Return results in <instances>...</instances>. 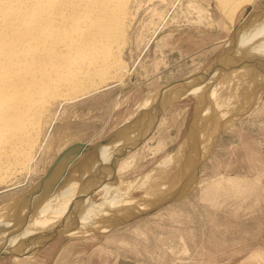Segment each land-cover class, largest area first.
<instances>
[{
  "label": "rangeland",
  "instance_id": "obj_1",
  "mask_svg": "<svg viewBox=\"0 0 264 264\" xmlns=\"http://www.w3.org/2000/svg\"><path fill=\"white\" fill-rule=\"evenodd\" d=\"M150 1L132 0L116 77L49 103L27 169L0 183V264H264V74L238 54L263 53L264 0L231 20L215 0ZM74 181L78 201L35 222ZM117 197L131 210L84 231Z\"/></svg>",
  "mask_w": 264,
  "mask_h": 264
},
{
  "label": "bare ground",
  "instance_id": "obj_2",
  "mask_svg": "<svg viewBox=\"0 0 264 264\" xmlns=\"http://www.w3.org/2000/svg\"><path fill=\"white\" fill-rule=\"evenodd\" d=\"M215 1L222 13L231 20L237 7L251 0ZM131 15L132 0H0V183L14 178L20 170L27 169L39 142L43 112L49 103L56 98L75 97L116 77L124 66L121 65L120 53L126 44L127 33L134 18ZM259 15L261 16L252 23L264 18L262 10ZM253 41L254 38L251 42ZM262 51L261 54L249 55L240 50L238 54L248 55L240 58L248 63L246 65L243 62L246 68L258 65L259 74L263 75L264 49ZM236 61L240 60L236 58L234 62ZM177 92H172L166 101H171ZM147 103H143L139 111ZM143 110V113L146 112ZM143 113L137 114L138 117ZM129 128L131 126L127 130ZM172 163V159L165 161L163 168L156 171L157 177L153 173L147 177L149 182L161 178L156 186L140 182L139 189L144 192V199H134L140 208L145 209L148 202L158 198L160 184H164L171 176L167 175L165 179L162 174ZM189 163L186 160L182 167ZM123 166L120 165L119 170L124 169ZM108 178L98 187L103 186L107 191L118 190L123 186L111 184L107 187ZM77 185L74 181L63 189L61 187L60 191L53 194V198L41 203L40 208L35 210L39 211L33 218L35 222L44 219L47 211L60 214L69 210L70 203L77 202L79 195L85 190V184L79 189ZM120 200L118 197L113 199V203H108L107 208L103 207L101 211H104L101 213L98 208L90 211L96 212V215L81 221L83 230L99 224L103 227L105 222H114L116 216L125 213L128 207L131 210L129 202L124 205ZM57 205L60 207L55 209ZM73 218H70V222Z\"/></svg>",
  "mask_w": 264,
  "mask_h": 264
},
{
  "label": "water",
  "instance_id": "obj_3",
  "mask_svg": "<svg viewBox=\"0 0 264 264\" xmlns=\"http://www.w3.org/2000/svg\"><path fill=\"white\" fill-rule=\"evenodd\" d=\"M115 141V139H113V137L112 138H110V139H108V140H105V141H102L101 143H100V145H102V144H106V143H111V142H114ZM99 146V145H98Z\"/></svg>",
  "mask_w": 264,
  "mask_h": 264
}]
</instances>
